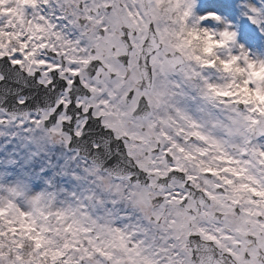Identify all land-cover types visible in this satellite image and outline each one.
Listing matches in <instances>:
<instances>
[{"label": "snow or ice", "instance_id": "6c2138e0", "mask_svg": "<svg viewBox=\"0 0 264 264\" xmlns=\"http://www.w3.org/2000/svg\"><path fill=\"white\" fill-rule=\"evenodd\" d=\"M0 264H264V0H0Z\"/></svg>", "mask_w": 264, "mask_h": 264}]
</instances>
